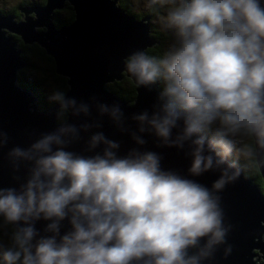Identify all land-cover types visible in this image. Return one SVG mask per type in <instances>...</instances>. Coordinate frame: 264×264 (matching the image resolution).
Returning <instances> with one entry per match:
<instances>
[{
    "label": "clouds",
    "instance_id": "obj_1",
    "mask_svg": "<svg viewBox=\"0 0 264 264\" xmlns=\"http://www.w3.org/2000/svg\"><path fill=\"white\" fill-rule=\"evenodd\" d=\"M156 4L173 6L165 23L180 43L162 59L146 52L126 58L138 88L164 82L161 110L151 120L147 112L134 119L149 123L166 143L182 120V133L170 146L191 141L192 176L226 164L213 184L221 191L241 175L234 153L251 169L264 151V7L261 0H150L149 7ZM52 99L61 115L76 103L62 92ZM101 111L108 112L107 105ZM118 113L117 106L112 115ZM101 141L118 147L102 134L92 137L93 147ZM63 143L48 135L28 152L13 149L16 157L42 155L19 193L0 189V216L17 226L13 247L0 251L4 264H199L224 242L218 198L194 180L162 171L157 154L118 158L106 149L103 156L83 157ZM69 214L71 229L61 235L59 223ZM41 219L52 221L46 231L53 234L36 239ZM203 238L204 250L189 255Z\"/></svg>",
    "mask_w": 264,
    "mask_h": 264
},
{
    "label": "water",
    "instance_id": "obj_2",
    "mask_svg": "<svg viewBox=\"0 0 264 264\" xmlns=\"http://www.w3.org/2000/svg\"><path fill=\"white\" fill-rule=\"evenodd\" d=\"M65 2L73 6L75 21L57 29L53 11L62 9ZM261 5L264 7V0ZM26 14L20 21L10 15H0V189H16L19 193L31 178L35 159L42 155L32 152L30 158L16 157L12 155L13 149L28 152L33 144L48 135H58L64 142V150L83 157L103 156L106 149L118 158L152 152L160 158L162 171L194 180L218 198L226 232L224 242L215 245L206 258L201 257L199 264H264V151L258 156L263 189L242 168L236 181L216 191L213 184L221 178L226 164L216 168L214 163L212 170L192 176L189 172L193 159L191 141L184 142L183 147L170 146L182 133V120L166 143L157 137L149 123L141 124L134 119L147 112L151 120L166 102L160 99L162 80L138 88L124 63L127 57L137 52L148 54V49L159 44L151 37L152 15L138 20L121 8L118 0H47L44 7L29 9ZM39 28L45 31H38ZM14 37L27 45L43 48L54 60L56 74L67 79L65 98L76 103L69 105L65 121H59V102L41 108L39 97L19 85L20 72L29 65ZM124 77L135 86L136 97L131 103L109 88ZM102 105H107L108 112L102 113ZM117 106L120 113L114 117L112 111ZM68 127H75V133L64 131ZM99 134L118 147L108 149L103 141L93 147L92 137ZM52 147L53 151L57 148ZM70 218L71 214L59 223L61 235L71 229ZM51 222L35 221L39 234L36 239L53 234L46 231ZM207 240L203 238L197 248L189 249V255H199ZM258 254H262V260ZM131 264H145V260H134Z\"/></svg>",
    "mask_w": 264,
    "mask_h": 264
},
{
    "label": "trees",
    "instance_id": "obj_3",
    "mask_svg": "<svg viewBox=\"0 0 264 264\" xmlns=\"http://www.w3.org/2000/svg\"><path fill=\"white\" fill-rule=\"evenodd\" d=\"M45 1L46 0H43V4L45 3ZM124 7H126V6H124ZM3 11H5V10L0 9V13H3ZM12 11L15 14L18 13V12H15L14 10H12ZM140 17H143V15ZM59 21H65V17H60ZM155 28H157V26ZM157 37L160 38V35ZM162 39L164 41L165 37L162 36ZM163 47H164L163 44H161L154 49H151V50L148 49L147 52L150 55L157 56L158 58L162 59V58H164ZM19 48L22 49V51H23L22 56L29 62V66L27 68H25V70L21 71V73H20L19 85L23 88L30 89L32 92H34V94H36L39 97V104H40L41 108H46V107H50V106L54 105L55 103H57V101L53 100L51 95H49V94L46 95V94L42 93V91H41L43 84H44V80H41V78L37 75V73H39V74L43 73L44 74L45 71H44L43 67H41L42 66L41 64L36 62V60L34 63L32 60L34 58H36L39 61L46 62L50 66L52 74L49 75L48 77H50L51 80H53L55 82V84L57 85V88H58L57 92H62L64 94L67 93V91H68L67 79L65 77H62V76H59L56 74L54 60L51 57L47 56V54L45 53L44 50L39 49L38 47H28V46H25L23 44H20ZM27 70H29L32 73H34L35 75H37L38 78L29 79L28 77H26L25 72ZM124 82L125 81L117 82V83L115 82L113 85H111L109 87L113 92H115L121 98L126 99L128 101L129 100L133 101L136 97L135 86L127 78H126V82L128 84L123 85ZM66 112H64L63 115H61V109H60L59 121H65V119H66L65 113ZM210 135L211 134H209V136ZM237 160H238V164H240L241 167L243 168V171L246 174V176L254 179L255 182L263 189V178H262V174H261V171L259 169L258 164H257V167L249 169L247 167H244L245 161H241L239 159H237ZM0 225H3L4 230H5V231L0 230V238L4 239L9 244L8 246H6V244H5V246H6L5 249L13 247L12 234H13L14 229L12 228L11 225L5 224L4 219L1 217H0ZM3 263L4 262H3V259L1 257L0 258V264H3Z\"/></svg>",
    "mask_w": 264,
    "mask_h": 264
},
{
    "label": "flooded vegetation",
    "instance_id": "obj_4",
    "mask_svg": "<svg viewBox=\"0 0 264 264\" xmlns=\"http://www.w3.org/2000/svg\"><path fill=\"white\" fill-rule=\"evenodd\" d=\"M46 4H47V0L45 1L44 4H43V0H20L14 8H12L11 10L10 9H8V10L4 9L5 11H3V13H0V15H10V16L15 17L16 21H20V20H24L27 17L26 12L29 9L37 8V7H44ZM118 5L121 6V8H123L124 10H126L129 14L135 16L138 20L145 18L149 14H152L155 17H157L158 15L156 13H158V14L163 13L162 10L157 7L159 4L151 6V9L148 13L146 11L145 13L140 12L137 14L132 12L130 0H118ZM124 6H126L127 8ZM12 10H14L15 12H18V13L15 14ZM142 15H143V17H140ZM33 16L34 15H31V17H33ZM53 16H54L53 23L57 29H59L63 26H65V27L70 26L75 21V12H74L73 6L70 5L69 2H65L62 9L54 10ZM60 17H65V21H59ZM154 26L155 25L151 26V36H153V34H154V36L156 37V40L159 42V44L156 45L154 48H156L157 46H159L161 44H163V46H165L164 44L168 43L169 41L175 42L174 45L179 46L180 40L175 39V37H178L177 31L175 29H173V30L167 29L166 26H164V27L157 26V28H155L156 26L155 27ZM38 31H45V28H40V29H38ZM159 35H160V38L157 37ZM162 36L165 37L164 41L162 39ZM14 38L18 41L19 45L23 44V45L28 46V47H38L39 49L44 50L43 48L39 47L37 44L27 45L19 37H14ZM154 48H151V49H154ZM148 55H150V54L148 53Z\"/></svg>",
    "mask_w": 264,
    "mask_h": 264
},
{
    "label": "rangeland",
    "instance_id": "obj_5",
    "mask_svg": "<svg viewBox=\"0 0 264 264\" xmlns=\"http://www.w3.org/2000/svg\"><path fill=\"white\" fill-rule=\"evenodd\" d=\"M20 0H0V9H5V10H8V9H12V8H14L17 4H18V2H19ZM131 1V7H132V12L133 13H135V14H137V13H140V12H146L147 11V13L150 11V9H151V7H149V4H150V0H130ZM177 3H179V0H177ZM158 8H160L161 10H162V14H158V13H156L158 16L157 17H155L154 15H152V14H149V15H152L153 16V18L149 21V24H152V25H155V26H162V27H164V26H166V28L167 29H170V28H168L167 27V25H166V23H165V18H166V16H167V13L171 10V8L173 7L172 5H165V6H162V5H158L157 6ZM144 9V10H143ZM143 10V11H142ZM160 12V11H159ZM151 22V23H150ZM151 25V26H152ZM40 29V28H39ZM171 30H173V29H171ZM153 39H156V37L154 36V34H153V36H151ZM175 39H178V40H180V37L178 36V37H175ZM175 44V42H172V41H169L168 43H166V44H164L165 46L163 47V50H164V57H165V54L168 52V51H170V49H171V47L173 46ZM32 60V59H31ZM35 60H36V62H38L39 64H41L42 66L41 67H43V69H44V74L43 73H41V74H39V73H37V75L41 78V80H44V84H43V87H42V89H41V91H42V93H44V94H49V95H51V97H53V95L57 92V85L55 84V82L53 81V80H51V78L50 77H48L49 75H51L52 73H51V69H50V66L46 63V62H44V61H39L38 59H36V58H34L32 61L35 63ZM29 63V62H28ZM25 70V69H24ZM23 71V70H22ZM21 73V72H20ZM37 75H35L34 73H32L31 71H29V70H27L26 72H25V76L26 77H28L29 79H33V78H38V76ZM126 78L127 77H125L124 79H123V81H125L124 83H123V85H126V84H128L127 82H126ZM48 79V80H47ZM47 81V82H46ZM123 81H121V82H123ZM114 83H112V84H110L109 86H111V85H113ZM159 87H160V89H161V91H162V89H163V87H164V82L163 81H161L160 82V85H159ZM217 127H218V125H214L213 126V133L217 130ZM230 138H232V139H238V138H236V137H230ZM246 142H248V141H246ZM240 145L238 144L237 145V147H239ZM233 158L234 159H239V160H241V161H243L242 159H240V158H238V157H236L235 156V153H234V155H233ZM0 230H2V231H5L4 230V226L3 225H0ZM6 242V243H5ZM5 244H6V246H8L9 244H8V242L7 241H5L4 239H2V238H0V251H2L3 249H5L6 248V246H5ZM2 257V255H0V258Z\"/></svg>",
    "mask_w": 264,
    "mask_h": 264
},
{
    "label": "bare ground",
    "instance_id": "obj_6",
    "mask_svg": "<svg viewBox=\"0 0 264 264\" xmlns=\"http://www.w3.org/2000/svg\"><path fill=\"white\" fill-rule=\"evenodd\" d=\"M125 11H126V10H125ZM126 12H127V11H126ZM127 13H128V12H127ZM128 14H129V13H128ZM147 16H148V15H147ZM152 18H153V17H152ZM152 18H151V19H152ZM151 19H150V20H151ZM150 23H151V22H150ZM150 25H152V24H150ZM28 65H29V63H28ZM124 78H125V77H124ZM121 81H123V80H121ZM121 81H120V82H121ZM116 83H117V82H116ZM109 88H110V87H109ZM114 93H115V92H114ZM117 96H118V95H117ZM119 97H120V96H119ZM120 98H121V97H120ZM122 99H123V98H122ZM125 100H126V99H125ZM127 101H128V100H127ZM131 101H132V100H129L128 102L131 103ZM133 101H134V100H133ZM238 165H240V164H238ZM240 166H241V165H240ZM241 168H242V167H241ZM258 258H260V259L262 260V254H258ZM261 263H263V262L261 261Z\"/></svg>",
    "mask_w": 264,
    "mask_h": 264
}]
</instances>
